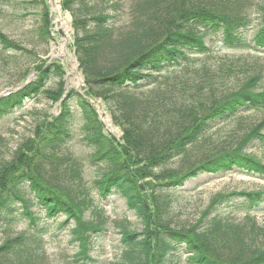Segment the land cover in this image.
Returning <instances> with one entry per match:
<instances>
[{
  "label": "trees",
  "instance_id": "1",
  "mask_svg": "<svg viewBox=\"0 0 264 264\" xmlns=\"http://www.w3.org/2000/svg\"><path fill=\"white\" fill-rule=\"evenodd\" d=\"M244 1L139 0L132 20L119 28L117 18L92 0H62L73 18L75 54L87 87L84 94L68 91L61 111L39 122L34 137L25 139L13 158L0 164V232L15 224L19 213L37 229L39 218L32 210L36 206L49 219L65 216L61 227L68 226L72 241L79 243L77 256L82 264L94 261L92 240L107 231L106 217L84 181V158L58 153L78 118L91 150L87 160L101 170L94 182L96 190L102 198L122 196L128 209L144 221L140 230L122 226V264H177L180 251L191 264H264V227L255 217L248 216L249 222L242 223L222 212L226 205L252 212L264 202L263 190L219 193L189 225H173L171 218L172 192L201 173L238 169L264 177V162L242 147L218 146L188 158L194 146L208 141L207 134L216 123L242 111L264 109V66L253 67L226 90L210 87L190 99H179L185 93L173 96L157 89L145 98L134 92L157 84L162 71L184 66L191 55L209 53L208 35L220 36L228 49L264 51V8L256 23ZM45 20L41 32L47 37L48 13ZM251 31L254 34L249 37ZM0 47L24 50L2 32ZM34 68L35 79L0 97V119L28 99L48 94V80L62 73L55 63ZM62 84L51 93L59 96ZM90 97L114 106L122 142L108 133ZM263 125L264 121L254 128L252 138L264 140L259 131ZM179 157V167L168 166ZM89 209L95 217L86 216ZM38 237L39 233H21L0 242V264L10 255L32 264L39 255L34 249Z\"/></svg>",
  "mask_w": 264,
  "mask_h": 264
},
{
  "label": "rangeland",
  "instance_id": "2",
  "mask_svg": "<svg viewBox=\"0 0 264 264\" xmlns=\"http://www.w3.org/2000/svg\"><path fill=\"white\" fill-rule=\"evenodd\" d=\"M137 1L139 0H92L93 3L99 4L97 6L105 13L117 18L120 23L119 28L126 26L132 20ZM60 2L62 6V0ZM244 2L248 13L257 23L264 8V0H245ZM62 10L64 13H70L63 6ZM46 13L50 20L48 25L50 34L44 37L41 30L46 24ZM55 18L56 14L52 12L50 0H0V32L24 48L21 51H4L0 47V94L35 79L37 72L34 67L39 63L46 65L55 63L62 69L61 75L54 74L48 80L46 85V89L50 90L48 94L42 93L28 99L23 107L0 119V164L11 160L15 150L25 139L34 137L39 122L46 116L50 119L61 111V100L64 94L71 89L85 93L87 84L75 54L73 18L70 19L72 29L69 52L77 60V70L83 78L82 85L80 87L72 85L73 87L69 88L67 86V78L70 74L69 63L53 60L50 57L53 41L56 42L60 38V33L57 36L54 33ZM253 34L251 31L248 35L250 37ZM206 42L211 46L209 53L191 55L184 66L165 69L158 75L157 84L137 89L134 91L135 94L145 98L152 94V90L157 89L165 92L166 95L182 96L185 93L179 99H190L192 95L198 97L197 92L207 93L210 87L226 90L239 78L252 72L253 67L264 66V51L228 49L223 45L220 36L215 35H208ZM26 72H29L28 75ZM61 82H63L62 93L59 96L51 93L59 87ZM90 101L108 133L121 141L123 130L113 118L114 106L101 98L90 99ZM70 103L73 109L77 108L75 99H71ZM262 121H264V109H254L242 111L231 119L218 122L207 134L208 141L194 146L188 158L192 160L197 154L208 152L218 146H236L242 147L248 154L264 162V140L252 138L250 135ZM259 131L264 135V125ZM83 138L82 125L77 118L71 127L70 137L59 146L58 153L62 156L74 155L84 158V181L90 187L95 206L102 207L106 217L107 231L94 235L90 248V255L94 261H87V264H122V226L130 230H140L144 228V221L136 212L128 209L122 196L113 194L107 198L101 197L94 186L95 179L101 176V170L97 166H91L90 161L87 160L91 150L86 146ZM181 162L179 157L168 166L179 167ZM148 180L150 178L140 181V184ZM186 183L184 187L171 194L173 225L194 223L210 200L219 193L242 190L264 191V177L243 173L238 169L227 173H201ZM150 208L151 215L153 208L152 206ZM32 210L39 218L37 229L31 228L29 219L19 213L18 221L6 231L0 232V242L21 233L29 236L39 233L40 248H37L38 243L34 247L39 255L32 264H82L84 261L77 256L79 243L72 241L68 226L61 227L65 216L49 219L36 206ZM222 212L232 220L242 223L249 222L248 216L255 217L257 224L264 227V202L250 213L230 205L223 206ZM94 215L92 209L86 212L89 218L95 217ZM187 256L184 251L178 252L177 264H191ZM20 260L17 255H10L1 262L2 264H23Z\"/></svg>",
  "mask_w": 264,
  "mask_h": 264
},
{
  "label": "bare ground",
  "instance_id": "3",
  "mask_svg": "<svg viewBox=\"0 0 264 264\" xmlns=\"http://www.w3.org/2000/svg\"><path fill=\"white\" fill-rule=\"evenodd\" d=\"M50 5L52 12L56 14L54 21V33L56 36L58 33H60V38L56 42L53 41L52 43L50 57L53 60H60L63 63L67 61L70 68V74L67 78V86L69 88L73 86L80 87L83 83V78L77 70V60L73 58L69 52L72 29L70 24V16L63 12L60 0H50Z\"/></svg>",
  "mask_w": 264,
  "mask_h": 264
},
{
  "label": "water",
  "instance_id": "4",
  "mask_svg": "<svg viewBox=\"0 0 264 264\" xmlns=\"http://www.w3.org/2000/svg\"><path fill=\"white\" fill-rule=\"evenodd\" d=\"M68 15L71 17L70 14H68ZM29 81H30V80L26 81L24 84H22V85H21L20 87H18L17 89L22 88V87L25 86ZM17 89H9V90L5 91L4 93H1L0 96L6 95V94H10L11 92L16 91ZM98 104H99V103H98Z\"/></svg>",
  "mask_w": 264,
  "mask_h": 264
}]
</instances>
